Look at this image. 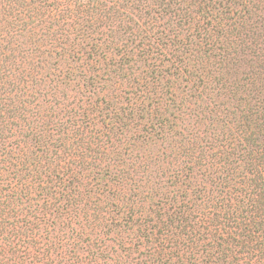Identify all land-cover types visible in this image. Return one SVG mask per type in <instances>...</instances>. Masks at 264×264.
Segmentation results:
<instances>
[{
	"label": "trees",
	"instance_id": "1",
	"mask_svg": "<svg viewBox=\"0 0 264 264\" xmlns=\"http://www.w3.org/2000/svg\"><path fill=\"white\" fill-rule=\"evenodd\" d=\"M0 264H264V0H0Z\"/></svg>",
	"mask_w": 264,
	"mask_h": 264
},
{
	"label": "rangeland",
	"instance_id": "2",
	"mask_svg": "<svg viewBox=\"0 0 264 264\" xmlns=\"http://www.w3.org/2000/svg\"><path fill=\"white\" fill-rule=\"evenodd\" d=\"M156 151H157V154H159V155H162V154L164 153L163 150H160V151L158 152V149H157Z\"/></svg>",
	"mask_w": 264,
	"mask_h": 264
}]
</instances>
